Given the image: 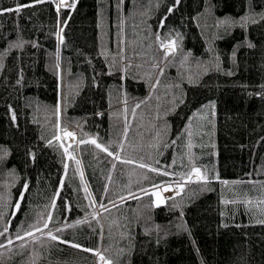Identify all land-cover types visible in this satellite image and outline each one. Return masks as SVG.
Masks as SVG:
<instances>
[{
	"label": "trees",
	"instance_id": "obj_1",
	"mask_svg": "<svg viewBox=\"0 0 264 264\" xmlns=\"http://www.w3.org/2000/svg\"><path fill=\"white\" fill-rule=\"evenodd\" d=\"M67 2L0 0V264H264V0Z\"/></svg>",
	"mask_w": 264,
	"mask_h": 264
},
{
	"label": "snow or ice",
	"instance_id": "obj_2",
	"mask_svg": "<svg viewBox=\"0 0 264 264\" xmlns=\"http://www.w3.org/2000/svg\"><path fill=\"white\" fill-rule=\"evenodd\" d=\"M61 2L64 3V0H61ZM59 7H60V5H57V10H59ZM16 10L19 11V9H16ZM157 38H159V37H157ZM162 47L165 48V49H168V50H169V52H167L166 55H167V54H170V52H171L172 50H174V42H170V43H168V44H162ZM137 107H139V105H137ZM14 118H15V117H13V119H14ZM65 135L74 138V133H72V132H68V131H66V130H65ZM81 142H82V143H84V142L91 143V144L95 145L96 148L100 149L101 151L107 152V154H108L109 156H113L114 159H117V160L120 159V157H119L118 155H114L113 152L108 151V149L105 148V147H102V146H101L99 143H97L96 140H94V139H92V140H90V141H81ZM50 143H51V142H50ZM121 162H124V163H131V161H121ZM77 164H79V161H77ZM138 166L141 167V168H146V167H147L149 171H154V172L158 171L157 169H155V168H151V167H149L148 165L143 164V163L139 164ZM159 174H161V175H167V173H163V172H162V173H159ZM193 175L196 177V180H197V181L204 182V183H208V182H209V178H208V176L205 175V174H203L199 168H193V169H192V172H191V173L189 174V176H188V180H191V178H192ZM225 183H226V182H225ZM156 187H159V186L157 185ZM164 190H165V191H170L171 188H165ZM181 190H182V189H181ZM154 195L157 196V202H159V201H160L159 193H158V192H157V193H154ZM17 207H18V206H17ZM101 207H104V205H101ZM46 226H47V225H45V227H46ZM37 230L39 231V229H37ZM0 235H3V233H0ZM27 235L31 236V235H33V233L29 232V233H27ZM49 238L52 239V240H57V239H58L55 235H52L51 233H49ZM17 239H24V237H23V236H18ZM11 243H12V241L9 240V244H11ZM71 246H72V247H79V245H77V244H72ZM0 247H3V245H0ZM84 250H85V251H93V250H91V249H84ZM94 254H95V255H98V256H99V259H100L101 261H104L105 264H111V261H107V260L105 259V257H104L102 254H100V253H96V252H94Z\"/></svg>",
	"mask_w": 264,
	"mask_h": 264
},
{
	"label": "rangeland",
	"instance_id": "obj_3",
	"mask_svg": "<svg viewBox=\"0 0 264 264\" xmlns=\"http://www.w3.org/2000/svg\"><path fill=\"white\" fill-rule=\"evenodd\" d=\"M66 4H68L67 0H64V3H62L61 0H58V5L65 6ZM59 8H64V7H59ZM165 51L166 52H169L168 49H165ZM175 51H176V49L174 47V50H172L170 53L171 54H174ZM70 132H72V131H70ZM63 133H64V135H63ZM72 133H74V138L73 137L66 136L65 135V130L60 133V137L61 138H65V140L67 139L68 142H74V141H76V134H75L74 131ZM193 179H195V176L194 175H193ZM165 188H171V190L170 191H165L164 190ZM176 191L178 192V187L177 186H171V187L164 186L162 189H160L158 191L159 196H160V200H164L167 197L174 196V193H177ZM103 263H104V261H100V264H103Z\"/></svg>",
	"mask_w": 264,
	"mask_h": 264
},
{
	"label": "bare ground",
	"instance_id": "obj_4",
	"mask_svg": "<svg viewBox=\"0 0 264 264\" xmlns=\"http://www.w3.org/2000/svg\"><path fill=\"white\" fill-rule=\"evenodd\" d=\"M67 5H68V4H66L65 6H60V7H64V8H65V7H67Z\"/></svg>",
	"mask_w": 264,
	"mask_h": 264
}]
</instances>
